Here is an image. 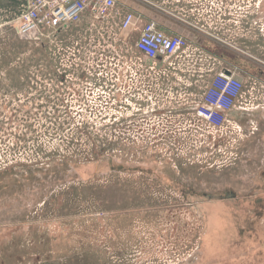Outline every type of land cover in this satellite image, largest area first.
Masks as SVG:
<instances>
[{"label": "rangeland", "instance_id": "obj_1", "mask_svg": "<svg viewBox=\"0 0 264 264\" xmlns=\"http://www.w3.org/2000/svg\"><path fill=\"white\" fill-rule=\"evenodd\" d=\"M260 44L243 70L253 88ZM132 50L116 21L0 30V264H264V113L196 130L193 90L136 88L169 60ZM109 57L134 82L110 77ZM68 69L90 74L55 81Z\"/></svg>", "mask_w": 264, "mask_h": 264}, {"label": "crops", "instance_id": "obj_2", "mask_svg": "<svg viewBox=\"0 0 264 264\" xmlns=\"http://www.w3.org/2000/svg\"><path fill=\"white\" fill-rule=\"evenodd\" d=\"M20 1L0 0L2 18L5 20L12 18L13 13L19 8ZM152 1L158 4L159 8L144 0H122L120 5L124 9L139 13L144 20H156L161 30L180 34L188 41L187 47L170 58L167 65L164 64V68L158 66L153 72L151 81L155 93L172 101L176 98L175 86L184 85L187 90H193L191 102L204 92L214 75L223 70L237 69L246 85L248 84L251 75L243 73V70L254 64L257 60L254 55L257 50L260 52L262 49L260 43L264 44V14L259 12L260 2L257 8L252 9L248 5L242 11H238L241 9L238 5L230 7L227 4L226 11H221V19L216 17V12L209 13L203 10V0ZM253 1L254 5L257 0ZM218 8L216 4V11ZM249 9L254 10L255 22L248 26L246 22L249 19L247 17ZM257 15L259 16L256 17ZM254 83L256 84L254 88L251 85L245 86L242 95L228 113V117L231 115L232 120L229 119L231 124L236 125L238 129L239 125L243 124L253 127L257 119L251 116L261 111L264 113L262 104L264 99L259 97H256L258 102L253 103L254 98L252 104L253 106L260 104L261 107L256 110L253 106L250 108L252 96L264 97V84L259 81ZM202 86L203 91H200Z\"/></svg>", "mask_w": 264, "mask_h": 264}, {"label": "built area", "instance_id": "obj_3", "mask_svg": "<svg viewBox=\"0 0 264 264\" xmlns=\"http://www.w3.org/2000/svg\"><path fill=\"white\" fill-rule=\"evenodd\" d=\"M144 1L159 8V5L152 0ZM238 1H233L235 2L233 6H237ZM121 2L122 0H21L18 10L9 20L3 19L0 12V30L8 25L20 37L32 38L44 35L47 30L59 32L78 23L84 17H88L92 23H95L96 20L116 21L118 31L128 32L129 38L133 42L132 54L136 55L139 60L144 58L154 62L157 60L164 62L187 47L188 41L184 36L166 33L159 28L156 20H144L134 10L124 9L120 5ZM216 4L219 6L218 11L215 9ZM226 8V0H203V10L209 13L216 12L217 18H221V11H225ZM110 60L111 57H109V64L113 69L110 68V77L116 74L124 78V85L128 84L127 80L134 82L131 79L133 75L127 77L122 73L123 70L116 69L117 65ZM103 70H93L92 72L104 74ZM86 74H90V72L63 70L52 73L55 81L59 80L61 83L64 81L65 84L71 83V80L77 81L79 84L80 77H84ZM238 76L237 69L220 71L210 80L204 92L193 98L191 101L193 105L189 106V110L192 112V123L196 130H213L224 133L228 126L233 127L232 130H238V127L232 125L228 119V113L246 86L245 80ZM147 78L148 80L145 82L137 79L135 81L136 88L142 89L138 87H142L145 83L148 88L145 89L146 93L157 94L154 92L151 78Z\"/></svg>", "mask_w": 264, "mask_h": 264}, {"label": "flooded vegetation", "instance_id": "obj_4", "mask_svg": "<svg viewBox=\"0 0 264 264\" xmlns=\"http://www.w3.org/2000/svg\"><path fill=\"white\" fill-rule=\"evenodd\" d=\"M264 0H261L260 3H259V6L258 9H259V12H262V14H264V7H261V3H263ZM255 5V4H254ZM257 8V7H256ZM253 9V8H252ZM252 9H249L247 12V17H249L248 21L246 22V24L249 26V25H253V22H255V18H254V10L252 11ZM264 55V54H263Z\"/></svg>", "mask_w": 264, "mask_h": 264}, {"label": "trees", "instance_id": "obj_5", "mask_svg": "<svg viewBox=\"0 0 264 264\" xmlns=\"http://www.w3.org/2000/svg\"><path fill=\"white\" fill-rule=\"evenodd\" d=\"M45 44H46V43H45ZM68 71H72V70L68 69Z\"/></svg>", "mask_w": 264, "mask_h": 264}, {"label": "water", "instance_id": "obj_6", "mask_svg": "<svg viewBox=\"0 0 264 264\" xmlns=\"http://www.w3.org/2000/svg\"><path fill=\"white\" fill-rule=\"evenodd\" d=\"M240 79H242L240 76H238Z\"/></svg>", "mask_w": 264, "mask_h": 264}]
</instances>
